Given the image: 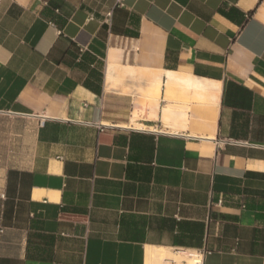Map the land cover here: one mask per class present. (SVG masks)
<instances>
[{
  "label": "crops",
  "instance_id": "obj_1",
  "mask_svg": "<svg viewBox=\"0 0 264 264\" xmlns=\"http://www.w3.org/2000/svg\"><path fill=\"white\" fill-rule=\"evenodd\" d=\"M188 248L264 264V0H0V264Z\"/></svg>",
  "mask_w": 264,
  "mask_h": 264
},
{
  "label": "built area",
  "instance_id": "obj_2",
  "mask_svg": "<svg viewBox=\"0 0 264 264\" xmlns=\"http://www.w3.org/2000/svg\"><path fill=\"white\" fill-rule=\"evenodd\" d=\"M116 6H122L123 0H113ZM221 203V200L218 201ZM184 253L185 259L181 262L182 264H205V255L207 251L204 248H188V249H178ZM166 261L170 262L171 264H176V261L173 259H166Z\"/></svg>",
  "mask_w": 264,
  "mask_h": 264
},
{
  "label": "bare ground",
  "instance_id": "obj_3",
  "mask_svg": "<svg viewBox=\"0 0 264 264\" xmlns=\"http://www.w3.org/2000/svg\"><path fill=\"white\" fill-rule=\"evenodd\" d=\"M137 124V123H136ZM139 126V125H138ZM155 250V249H154ZM160 251H149L147 254V259H148V264H154L155 260H159L158 264H171L170 262L168 263H161L163 258L161 255H159ZM168 253V252H167ZM169 259H173L174 261H176V264H182V260L185 259V255L184 253L180 251H178L177 253H172L169 254ZM166 262V261H165Z\"/></svg>",
  "mask_w": 264,
  "mask_h": 264
},
{
  "label": "rangeland",
  "instance_id": "obj_4",
  "mask_svg": "<svg viewBox=\"0 0 264 264\" xmlns=\"http://www.w3.org/2000/svg\"><path fill=\"white\" fill-rule=\"evenodd\" d=\"M159 255H161V256H162V258H163V256H165L164 258L168 257V255H167V254H163V253H161V252L159 253ZM164 258H163V259H164ZM168 259H169V258H168Z\"/></svg>",
  "mask_w": 264,
  "mask_h": 264
}]
</instances>
